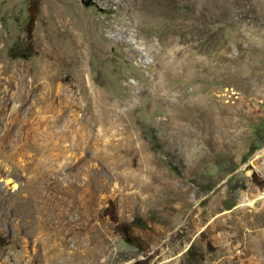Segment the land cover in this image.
I'll use <instances>...</instances> for the list:
<instances>
[{"label": "rangeland", "instance_id": "rangeland-1", "mask_svg": "<svg viewBox=\"0 0 264 264\" xmlns=\"http://www.w3.org/2000/svg\"><path fill=\"white\" fill-rule=\"evenodd\" d=\"M263 150L264 0H0V264H264Z\"/></svg>", "mask_w": 264, "mask_h": 264}, {"label": "trees", "instance_id": "trees-1", "mask_svg": "<svg viewBox=\"0 0 264 264\" xmlns=\"http://www.w3.org/2000/svg\"><path fill=\"white\" fill-rule=\"evenodd\" d=\"M28 26V23H27ZM28 36L30 37V30H28ZM151 140L153 141L152 146H155L154 140L151 138ZM121 232L122 234L125 236V240H131L132 237H130V228L129 226L127 227V225H124L121 227Z\"/></svg>", "mask_w": 264, "mask_h": 264}, {"label": "bare ground", "instance_id": "bare-ground-1", "mask_svg": "<svg viewBox=\"0 0 264 264\" xmlns=\"http://www.w3.org/2000/svg\"><path fill=\"white\" fill-rule=\"evenodd\" d=\"M257 158H258V161L256 160L257 168L264 174V152L258 154Z\"/></svg>", "mask_w": 264, "mask_h": 264}, {"label": "water", "instance_id": "water-1", "mask_svg": "<svg viewBox=\"0 0 264 264\" xmlns=\"http://www.w3.org/2000/svg\"><path fill=\"white\" fill-rule=\"evenodd\" d=\"M255 162V159H251L250 163L253 164Z\"/></svg>", "mask_w": 264, "mask_h": 264}]
</instances>
